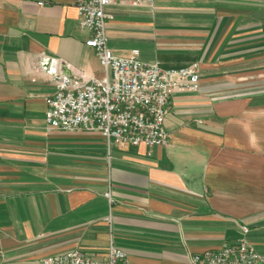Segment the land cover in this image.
Returning a JSON list of instances; mask_svg holds the SVG:
<instances>
[{
    "label": "crops",
    "instance_id": "obj_1",
    "mask_svg": "<svg viewBox=\"0 0 264 264\" xmlns=\"http://www.w3.org/2000/svg\"><path fill=\"white\" fill-rule=\"evenodd\" d=\"M77 0H0V264H39L78 247L128 264H190L241 236L264 253V0L112 4L107 45L164 68L199 64L176 92L164 145H112L46 130L48 72L104 75ZM109 192V196L105 195Z\"/></svg>",
    "mask_w": 264,
    "mask_h": 264
},
{
    "label": "built area",
    "instance_id": "obj_2",
    "mask_svg": "<svg viewBox=\"0 0 264 264\" xmlns=\"http://www.w3.org/2000/svg\"><path fill=\"white\" fill-rule=\"evenodd\" d=\"M152 0H77V20L87 31L84 43L94 49L104 75L61 70L53 58H43L38 66L48 72L54 91L45 97L46 130L65 132H98L106 147L164 145L169 133L164 118L172 95L198 89L199 64L164 68L157 61L139 58L138 49L120 57L107 45L106 22L112 4L142 5ZM109 196V192H105ZM249 229L241 226V236L223 241L217 248L190 256V264H264V253L258 252L247 239ZM39 264H128L126 253L112 243L104 260L91 257L78 247L43 256Z\"/></svg>",
    "mask_w": 264,
    "mask_h": 264
}]
</instances>
